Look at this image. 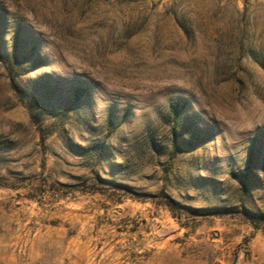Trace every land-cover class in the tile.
<instances>
[{
	"label": "rangeland",
	"instance_id": "374dc122",
	"mask_svg": "<svg viewBox=\"0 0 264 264\" xmlns=\"http://www.w3.org/2000/svg\"><path fill=\"white\" fill-rule=\"evenodd\" d=\"M0 264H264V0H0Z\"/></svg>",
	"mask_w": 264,
	"mask_h": 264
},
{
	"label": "trees",
	"instance_id": "16d2710c",
	"mask_svg": "<svg viewBox=\"0 0 264 264\" xmlns=\"http://www.w3.org/2000/svg\"><path fill=\"white\" fill-rule=\"evenodd\" d=\"M14 54H15V56H17L18 57V52H19V50H18V44H16L15 46H14ZM166 204L169 206V207H171V208H173L174 207V203H173V201L172 200H167V202H166Z\"/></svg>",
	"mask_w": 264,
	"mask_h": 264
}]
</instances>
